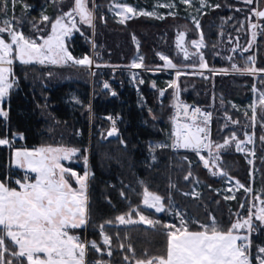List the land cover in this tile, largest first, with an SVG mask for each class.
Returning a JSON list of instances; mask_svg holds the SVG:
<instances>
[{
    "label": "trees",
    "instance_id": "16d2710c",
    "mask_svg": "<svg viewBox=\"0 0 264 264\" xmlns=\"http://www.w3.org/2000/svg\"><path fill=\"white\" fill-rule=\"evenodd\" d=\"M21 1L30 6H40L44 0ZM216 1L218 7L204 13L200 24L206 43L205 57L210 65L220 67L227 65L226 60L221 62L215 55L221 30L227 27L224 18L230 13L236 18L239 16L236 12L225 10L235 1ZM110 2L96 0L93 35L96 65L127 64L135 54L141 55L145 66L161 65L158 53L172 60L178 58L172 44L174 33L171 25L181 19L180 15H165L163 18L138 15L119 23L107 15ZM73 5L74 0H53L47 13L49 20L43 22H37L33 13L19 9L17 5L14 10L18 21L16 27L26 35H32L30 29L35 25L49 30L52 22L71 10ZM83 29L67 41L69 52L76 58L89 55L91 50L90 26ZM259 55L258 67L264 68L263 55ZM50 71L48 68L27 69L17 65L13 68L16 89L3 104L7 116H0V138L9 141V144L0 146V181L9 188H18L13 179L21 176L23 170L11 167L14 148L79 149L74 156L75 162L68 164L79 174L83 173L85 158L89 155L87 225L79 234L88 243L95 242L104 249L101 230L110 238L107 248L111 255L98 254L92 246H88L87 264L97 260L109 264H135L137 260L166 256L168 229L165 226L181 228L183 221L189 231H201L202 225H210L214 220L220 230H228L248 214L249 194L238 190L234 198L226 199L217 190L224 185L225 175L212 174L197 152L173 151L169 147V139L167 145L154 150L151 159L147 142L164 141L171 131L172 90L167 87L160 96V90L166 86L158 81V78L170 79L167 73L155 76L144 73L139 98L121 70L96 68L88 80L90 83L62 82ZM103 80L114 89L115 94L112 95L104 86ZM263 80L264 76L259 77V85ZM252 83L251 76H215L208 79L180 76L176 87L181 100L196 103L210 111L208 138L212 143H222L236 134L237 138L221 149L220 167L247 187L250 186V166L236 150L235 144L238 139H243L248 118L246 113L233 107L232 102L248 100L252 96ZM139 101L143 105L139 106ZM149 113L154 118H150ZM227 117L237 120L238 126L224 127ZM257 117V152L262 160L257 159L256 167L261 169L263 178L260 180L264 184V142L260 140L264 133V111L261 107ZM112 118L116 120L115 124L111 123ZM113 127L117 130L116 137L109 138L108 133ZM15 135H20V138H14ZM197 184L200 185V192L192 195V189ZM262 188L264 191L263 185ZM146 191L162 198L164 211L156 213L142 206ZM139 214L153 223L144 225L138 221ZM122 215L134 222L120 224L116 218ZM0 235L3 233L0 232ZM4 247L7 249L4 252L6 264L9 261L11 264H27L26 258L12 255L19 251V247L6 236ZM260 247H264V226L251 236L252 264H259L257 256L260 255Z\"/></svg>",
    "mask_w": 264,
    "mask_h": 264
},
{
    "label": "snow or ice",
    "instance_id": "6c2138e0",
    "mask_svg": "<svg viewBox=\"0 0 264 264\" xmlns=\"http://www.w3.org/2000/svg\"><path fill=\"white\" fill-rule=\"evenodd\" d=\"M183 2L191 4V0H183ZM245 2L251 4L253 0H245ZM0 3H3V0H0ZM166 6L173 7L174 5ZM116 7L119 9L117 15L122 18L121 22L129 14L153 15L149 12L137 13L134 8L127 5H116ZM73 13H78L80 20L84 23L92 24L93 12L87 9L85 0H75V7L72 11L57 18L52 23V34L47 39L39 38L43 40V43H37L36 39L26 38L23 32L15 26V18L0 21L3 25L0 26V101H3L14 83L9 81L13 63L11 58L13 46H15L16 58L25 64L34 60L41 64L72 61L77 65L91 66L92 60L88 56L75 59L64 45V37L69 35L72 29L76 27ZM256 15L264 17V11H258ZM65 17L71 20V27L63 23ZM42 20L48 21L49 17L43 16ZM196 27L199 28L198 21ZM251 27L255 30L257 25L252 24ZM4 33L10 36L11 42H7L3 38ZM252 37L255 40V31H253ZM183 42L184 33H180L177 37V47L187 57L189 53L183 47ZM190 43L196 48H200L203 46L202 35L199 41L193 40ZM161 58L167 61L165 67H177L167 57ZM228 59H231V57ZM248 60L252 64L255 63L254 57H249ZM5 65H8V67ZM133 66L142 67V65L137 64ZM200 67L204 68L206 64L201 63ZM233 71L256 74L257 72H264V69L250 67L241 70L233 65ZM181 74V70L177 69V79ZM169 86L178 88L176 81L171 82ZM105 87L107 88L108 85L105 84ZM259 97L261 105L264 106V92H260ZM184 107L187 108L186 105ZM252 110L253 116L251 119L256 121L255 106H252ZM199 111L200 109L197 108L196 112ZM0 114L7 116V112ZM209 117L210 114H206L204 119L207 120ZM234 123L236 122L234 121ZM116 131V128L113 127L108 135L111 136ZM199 133H204L207 136L203 128H198L196 132H192L188 125H184L183 133L178 128L177 141L172 147L192 148L196 151L208 149L209 157L218 160L219 150L226 148L230 141L225 140L223 144H216L217 151L213 153V145L202 139ZM181 139L183 143H180ZM231 139H236L235 134ZM261 140H264V136L261 137ZM8 143V140L0 139V145ZM242 143L244 142L241 141L236 144L237 151L243 150L241 148ZM247 143H252L251 136L248 137ZM157 147H160V145H157ZM78 151L79 149L76 148L48 147L37 149L35 152H16V163L21 168L27 165L31 171L37 173V176L35 183L20 184L17 181L16 183L20 184V191L9 188L4 182H0V232L3 233V235H0V264H6L4 260V252L7 251L4 247L5 236L19 247V251L12 253V255L26 258L27 264H84L85 250L88 245L85 242H80L79 237L69 235L68 230L80 228L87 223L86 196L84 193L88 173L85 172L83 176H80L71 169L64 168L60 163L61 160H70ZM201 159L204 160L203 157ZM204 163L207 166L209 161L204 160ZM65 173L69 175V178H76L79 184L78 190L73 189L68 180L65 179ZM221 174L226 175V173ZM236 184L240 188L244 187L239 184V181H236ZM245 191L251 192L252 190L248 188ZM149 200H151V203H149ZM161 200L160 196L146 191L143 203L156 212H162L165 209ZM261 204L264 205V200L261 201ZM255 216L256 219L264 223V207H261ZM140 219L148 224L153 223L144 216H140ZM252 219L253 217L250 215L242 222L238 220L228 230H220L214 220L210 225H202L203 230L201 231H189L183 225V221H181V228H176L175 225H167L165 226L168 229L166 256L153 257L147 261L137 260L135 264H251L249 254H247L250 247L249 235L241 236L234 233H238L240 229H246L248 233H251L253 230ZM116 220L120 224L134 222L130 218L125 219L123 215L118 216ZM108 223H111V221ZM100 227L103 229L104 226L101 225ZM104 241L110 243V238L104 236ZM237 241L241 243L238 244ZM90 243L94 249L100 251L95 242ZM41 253L45 254L44 259L40 258ZM258 253L261 254L257 256L259 264H264V247H260ZM108 255H111L110 251ZM7 264H11V262L9 261Z\"/></svg>",
    "mask_w": 264,
    "mask_h": 264
},
{
    "label": "rangeland",
    "instance_id": "374dc122",
    "mask_svg": "<svg viewBox=\"0 0 264 264\" xmlns=\"http://www.w3.org/2000/svg\"><path fill=\"white\" fill-rule=\"evenodd\" d=\"M53 0H44L43 3L40 6H30L26 4L24 1L21 0H3L2 5L0 6V21H3L5 19H13L15 18V26L17 25V17L14 14V10L16 6H19V9H22L24 11H30V13H33L34 16L37 18V22H43L42 17L47 16L48 10L50 9V4L52 3ZM232 1V0H231ZM236 3L232 5H228L225 10L227 12H236L239 17H235L232 13L227 15L226 18H224V22L226 23V29L221 30V38L219 40V45H218V51L216 52L217 58L221 62H224L226 60L227 65L225 66H212L208 63L204 50L206 48V43L204 41L202 32H201V24H200V19L201 16L208 12L211 8L217 6V1L216 0H191V4L184 3L183 0H111V2L108 5V10H107V15L112 18L114 21L119 22V23H124L126 19H129L131 17L138 16L137 15H131L129 14L127 18L121 22V16L117 15V12L119 9L116 7V5H127L136 10L137 13L140 12H149L153 13V15H147L151 16L154 18H159L163 17L165 15H180L181 19L176 20L175 22L172 23L171 27L173 30V37L177 33H184L185 36V44L186 47L193 53V55H189V58H182L178 55L177 53V59L172 60L170 59L167 55L158 53V57L162 61L161 65L157 66H145L142 63V57L140 54H135L134 57L131 58V60L127 64L123 65H96L94 63V53H93V47H94V42H93V35H94V28H95V11H96V0H85V4L88 10L93 12V22L91 25L84 23L82 20H80V17L78 13H73V18L76 23V27L72 29L71 33L69 35H66L64 37V45L69 51L67 47V41L70 40V38L73 37L75 32L80 33L81 30H84V27L90 26L91 29V39H90V54L89 55H83L81 57H74L75 59H82L84 56H88L92 60L91 66H85V65H77L73 63L72 61L68 62H60L57 64H52L49 62H45L43 64L37 62V61H32L31 63H22L19 59L16 58V51H15V46H13V53H12V60L13 63L11 65V75L9 76V81L14 82L13 87L9 90L8 94L5 96L3 101H0V113L2 112H7L3 108V104L8 101L11 92H13L16 89V79L13 76V68L15 65L17 66H24L25 68H30V67H37V68H48L51 73V75H54L55 77L59 78L62 82L66 81H79L83 83H87L90 81L89 78H91L92 72L94 69L99 67L100 70H112V71H118L121 70L125 73V76L128 79L129 85L130 86H136L140 87V85L143 83V74L144 73H149L152 76L161 74V73H167L171 78L170 79H165V78H158V81L161 84H165L166 87L162 88L159 92L160 96L162 95L161 93L164 92V89L167 87H170L169 85L171 82L176 81L177 84V76H176V71L177 69L181 70V75L180 76H193V77H198V78H203V79H208V78H214L215 76L217 77H226L230 75H239V76H251L253 78V83H252V96L246 100L245 102H232L233 107L236 109L246 113L247 118H248V124L243 130V139H238L236 144L243 141L244 143L241 144V148L243 149L240 152L246 159L247 163L250 166V186H245L243 185L239 180H237L234 177H231L229 175H225V180H224V185L217 190L225 195V197H229L228 199H232L235 197V193L238 190H244L250 188L252 191L248 192L245 191L246 193L249 194V211L248 214L245 217H242L239 219V221H243L244 219L248 218L250 215L253 217L252 219V225H253V230L251 233H248L246 229H240L238 233L234 234H239L241 236L243 235H249V243L250 247L247 250V254H249V259H250V254H251V236L252 234L260 227L264 226V223L260 222L258 219H256L255 214L259 211L261 207H264V205L261 204V201L264 200L263 194V188L262 185L264 184L261 183L260 178H263V174L261 172V169L256 167V162L257 159L262 160L260 155L257 152V136H256V126H257V111L259 107H261V111H264V106L261 105L260 103V97L259 93L264 92V80L260 82L259 85V77L264 76V72H257L256 74H250V73H244L243 71L237 72L233 71V65H236L239 69L243 70L245 68H250L254 67L256 69H264V68H259L258 67V61L260 62L259 59V54L261 53L263 55L264 59V18H259V16L256 15V12L260 11L264 5L263 0H253L251 4L246 3L245 0H233ZM166 5H174L173 7H167ZM75 7V0H74V5L72 9ZM69 10L66 13H69L72 11ZM64 14H61L59 17L63 16ZM58 17V18H59ZM57 19V18H56ZM55 19V20H56ZM55 20L52 22L54 23ZM199 22V28L196 27V22ZM65 25L68 27H71V20L68 17H65V20L63 21ZM240 24V25H239ZM256 24L257 28L254 30L251 25ZM52 25V24H51ZM237 25H239L237 27ZM0 26H3L2 23H0ZM20 30V29H19ZM31 33L32 35H25L26 38L30 39H36L37 43H43L42 39H39L42 37L43 39H47L49 35H51V27L46 29L45 27H39L38 25L31 26ZM21 31V30H20ZM255 31L256 37L255 40H253L252 33ZM201 35L203 38V46L200 48H196L194 45H192L190 42L193 40L199 41L201 39ZM3 38L7 42H11L10 36L7 33L3 34ZM134 44L137 47V41L134 40ZM172 44L174 46L173 40ZM249 45H251L249 47ZM175 48V46H174ZM235 49V51H233ZM247 49V51H245ZM176 51V50H175ZM202 55V59H201ZM239 55V57H237ZM73 57V56H72ZM161 57H167L169 60L172 61L177 67L176 68H167L165 67V64L167 61L163 60ZM231 57V59H228ZM249 57H254L255 58V63L252 64L249 62L248 58ZM201 63L206 64V67L201 68L200 65ZM225 63V64H226ZM142 65V67H134L133 65ZM8 67V65H5ZM103 68V69H101ZM93 69V70H92ZM162 69V70H161ZM179 76V77H180ZM103 84L105 86L106 81L103 80ZM108 85V84H107ZM262 87V88H261ZM108 90L111 92V94L114 93V89L108 85ZM172 90V101H171V112H172V105H173V100L174 99H179V94L177 91L176 87H170ZM255 89V91H254ZM138 97L140 98V92ZM178 95V96H177ZM183 101V100H181ZM139 106L143 105V102L139 101L138 102ZM252 106H255V114H256V121H253L251 118L253 116V110ZM43 112H45V109H42ZM150 118H154L151 113L148 114ZM1 117H5L3 114H0ZM234 121L236 123H234ZM234 127L238 126L237 120H231L229 117H227V120H225L224 127ZM235 134V133H234ZM171 136V135H170ZM170 136L166 135V140H150L147 142V149L149 152V155L151 159L153 160L154 157V150L157 147V145L165 146L168 144V141L170 139ZM210 136V135H209ZM252 137V143L249 144L247 143L248 137ZM264 136V133L261 135V137ZM235 137L237 138L236 134ZM260 137V140H261ZM14 138H20V135H15ZM0 139H6V138H0ZM7 140V139H6ZM226 140L234 141L231 138H227ZM264 142V140H262ZM207 142H210L213 145L212 152L216 153V148L214 143L210 141L209 138H207ZM218 143V144H223ZM9 144V143H8ZM230 144V143H229ZM235 144V148H236ZM7 145V144H3ZM0 145V146H3ZM40 148H48V147H35L32 149L28 148H14L12 150V155H11V167L21 169L23 172H29L25 169H30L27 165L23 168H21L17 163H16V152L17 151H27V152H35L37 149ZM51 148H59V147H51ZM237 150V149H236ZM198 153L199 158L201 157L204 158V160H208L209 163L206 167L212 172V174L215 173V175L222 176L224 174V171L220 167L221 163V149L219 150V159L216 160L214 158H210L208 155V149H202L200 151L193 150ZM264 152V151H263ZM74 156L70 160H61V161H66V164H69V162H75L74 161ZM88 156H86L85 160V169L83 173L80 175L76 171L72 170L73 172H76L78 175L83 176L85 172L88 173V179L90 177V170H89V164H88ZM260 157V158H259ZM204 160L201 159L203 165H205ZM60 161V163H61ZM251 161V163H249ZM65 165V164H64ZM71 168V167H70ZM25 170V171H24ZM31 170V169H30ZM35 173V172H34ZM30 174L31 178V183H33V176ZM37 176V173H35V177ZM88 179L86 181V186L88 187ZM236 181H239V184L243 185V188H240L237 186ZM1 182V181H0ZM76 184L79 186L78 182L76 181ZM18 188L16 189L17 191H20V184H17ZM200 185H196L193 187L191 194L192 195H198L200 192ZM150 193V192H147ZM152 194V193H150ZM144 196L145 192L142 198V206L147 209L148 208L146 205H144ZM149 203H151V200H149ZM162 203V202H161ZM154 212H156L154 209H151ZM156 213H161V212H156ZM140 216H144L143 214L138 215V221L143 223L144 225H151L148 223H145L140 219ZM146 217V216H144ZM147 218V217H146ZM128 219V218H126ZM150 220L149 218H147ZM133 221V220H132ZM152 221V220H151ZM238 221V220H237ZM236 221V222H237ZM235 222V223H236ZM82 229L74 230L73 234L74 236H77L80 238V242H85L88 246H91V243H88L85 238H83L80 234L79 231ZM85 230V229H84ZM102 236H103V243L105 245L104 249H100L98 254H104L106 256L108 255V252L110 251L109 248V243H105L104 241V236L105 234L100 230L99 231ZM237 243H241L240 241H237ZM88 246L86 247L85 250V256H84V262L87 264V253H88ZM111 252V251H110ZM261 255V254H260ZM251 261V260H250ZM259 263V261H258ZM92 264H109L107 261H95ZM252 264V263H251Z\"/></svg>",
    "mask_w": 264,
    "mask_h": 264
},
{
    "label": "built area",
    "instance_id": "2783aa9c",
    "mask_svg": "<svg viewBox=\"0 0 264 264\" xmlns=\"http://www.w3.org/2000/svg\"><path fill=\"white\" fill-rule=\"evenodd\" d=\"M97 68L99 69V67ZM132 87L134 89L135 94H139L140 92L139 88L134 85ZM185 105L187 106V108L184 107ZM197 108L200 109L199 112H196ZM206 114H210V117L207 120L204 119ZM210 119H211V113L207 108H204L203 106L198 105L196 103L174 99L172 105V113H171V131H170L171 136L169 143V147L171 148V150L173 151L194 150L192 148L172 147V145L175 144L177 141V136H176L177 129L180 128L181 132L183 133L184 125H188L189 129H191L192 132H196L198 128L205 129L207 136H205L204 133H199V135L201 136L202 139L207 141L209 135ZM113 121L116 123V120L114 118L111 119L112 124ZM180 143H183L182 139L180 140ZM13 180L15 183L19 181L20 184L31 183L29 172H22L21 176H16Z\"/></svg>",
    "mask_w": 264,
    "mask_h": 264
},
{
    "label": "crops",
    "instance_id": "0c3cea01",
    "mask_svg": "<svg viewBox=\"0 0 264 264\" xmlns=\"http://www.w3.org/2000/svg\"><path fill=\"white\" fill-rule=\"evenodd\" d=\"M35 148V147H34ZM28 149H32V148H28ZM67 162L66 161H61V164L63 165V167L64 168H66V169H72V170H74V171H76L75 169H73V168H70L69 166H68V164H66ZM65 164V165H64ZM13 168V167H12ZM25 170H27V171H29L30 173H31V175L33 176V183H35V173L33 172V171H31L30 169H25ZM24 170V171H25ZM77 172V171H76ZM78 173V172H77ZM79 174V173H78ZM81 175V174H80ZM65 179L66 180H68V182H69V184H71V186H72V188L73 189H75V190H78L79 189V186L76 184V178L75 177H71V178H69V175L67 174V173H65ZM84 195L86 196V209H87V186H86V189H85V193H84ZM87 215V214H86ZM86 225H87V223H86ZM86 225L85 226H82V227H80V228H76V229H69L68 230V234L69 235H73L74 236V234H73V232H74V230H78V229H85L86 228ZM40 258L41 259H44L45 258V254H43V253H41L40 254ZM85 260V259H84ZM84 264H85V262H84Z\"/></svg>",
    "mask_w": 264,
    "mask_h": 264
},
{
    "label": "water",
    "instance_id": "95a60500",
    "mask_svg": "<svg viewBox=\"0 0 264 264\" xmlns=\"http://www.w3.org/2000/svg\"><path fill=\"white\" fill-rule=\"evenodd\" d=\"M263 1H264V0H263ZM260 11H264V5H263V7H262V9H261ZM259 18H264V17H260V16H259ZM178 34H180V33L175 34V36H174V38H173V43H174V46H175V50H176V52L178 53V55H179L180 57H182V58H184V59L189 58V55H193V53H192L191 51H189V49L186 47V44H185V36H184L183 47L187 49L189 55H188L187 57H185L184 54H183V52L180 51V48L177 47V37H178ZM177 96H178V95H177ZM110 131H111V130H110ZM110 131H109V132H110ZM116 133H117V132H116ZM116 133H114V134L111 135V136L108 135V137H109V138H114V137H116Z\"/></svg>",
    "mask_w": 264,
    "mask_h": 264
}]
</instances>
